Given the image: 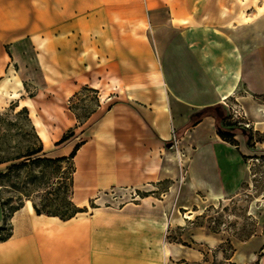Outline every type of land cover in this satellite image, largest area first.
Masks as SVG:
<instances>
[{
  "label": "crops",
  "instance_id": "1",
  "mask_svg": "<svg viewBox=\"0 0 264 264\" xmlns=\"http://www.w3.org/2000/svg\"><path fill=\"white\" fill-rule=\"evenodd\" d=\"M96 1L83 15L73 9L74 16L67 19L68 9L57 12L51 24L44 19L41 25L46 37L49 28H56V36L44 40L47 50L52 44L56 59L64 57L69 41L77 46L74 52L78 43L83 50L80 59L85 64L72 93L88 85L108 103L95 123L90 145L112 139L123 148L118 153L125 165L123 175H104L118 168L97 164L87 169L96 171L94 182L85 184L86 169L75 170L80 173L74 181L75 200L84 202L117 180L130 186L155 182L161 153L169 143L185 154L184 170L192 189L212 199L231 193L244 180L243 158L264 154V0ZM68 28L78 29L83 38L68 36ZM9 61L10 55L0 52V70ZM57 72L60 79L61 70ZM235 101L244 117H230L224 104ZM84 214L63 220L37 214L32 203L25 202L12 215L11 235L0 241V264L215 261H201L198 249L197 254L184 250L175 260L171 251L163 260L146 258L140 250L116 251L99 241ZM210 238L203 234L200 241L209 243ZM242 245L238 253L246 257L236 259L235 252L224 259L227 264H264V236L252 234Z\"/></svg>",
  "mask_w": 264,
  "mask_h": 264
},
{
  "label": "rangeland",
  "instance_id": "2",
  "mask_svg": "<svg viewBox=\"0 0 264 264\" xmlns=\"http://www.w3.org/2000/svg\"><path fill=\"white\" fill-rule=\"evenodd\" d=\"M90 2L94 0H0V52L10 55L7 68L0 70V112H10L13 104H16L14 111L26 107L28 117L42 140L46 157L68 156L75 145L88 142L84 149L77 150L72 160L73 188L75 179H80V173L75 172L77 168L86 169L85 184L94 182L91 176L96 171L87 169L97 164L118 168L117 171H103L104 175L125 173V165L119 161L122 157L118 155L123 148L113 145L114 140L108 139L98 145L89 143L95 123L108 103L99 99L98 91L88 85H81L74 93L70 89L73 82L77 84L78 72L85 64L80 59L83 50H79V43L77 52H74L73 46H77L67 42L64 57L58 60L52 56V44L49 43L47 50L44 42L47 37L49 40L53 38V33L56 36L53 26L46 37V28L41 26L44 19L51 24L57 12L63 14L68 9L71 11L64 12L67 19L74 16L73 9H78L83 15ZM74 29L68 28L66 34L74 35L77 40L80 36L83 38V33L78 29L74 32ZM57 70H61L60 79ZM227 104L231 118H240L233 116L231 108L245 116L236 101ZM5 117L10 118L11 115ZM71 130V137L56 144L63 134ZM6 132L0 129L4 138L9 137L11 145L26 139L23 132L15 133L14 137ZM14 132L11 130L10 133ZM185 158L176 144L169 143L161 153L155 182L130 186L122 184L123 180H117L84 202L76 201L73 191L72 201L84 208V216L96 228L99 241L116 251L131 253L140 250L144 251L146 258L161 260L167 259L171 251L175 260L183 255L184 250L197 254L198 249L203 253L201 261L215 260L212 264H227L224 259L232 257L235 252L236 259H244L246 256L238 253L243 242L252 234L264 236V154L251 159L244 157L246 174L241 185L226 196L214 199L203 196L188 185ZM6 165L1 164L0 169ZM71 173L70 164L63 162L60 168L47 169L42 181L55 182L61 177L67 182ZM14 178L18 182V191L22 192L19 186L28 178L25 169ZM42 192L45 190L40 186L38 192L26 197L12 187L0 186V198H11L7 207L23 206L27 201L39 203ZM13 213L7 209L3 214L0 212V239L11 235ZM203 234L212 236L209 243L200 241ZM188 264H200V261Z\"/></svg>",
  "mask_w": 264,
  "mask_h": 264
},
{
  "label": "trees",
  "instance_id": "3",
  "mask_svg": "<svg viewBox=\"0 0 264 264\" xmlns=\"http://www.w3.org/2000/svg\"><path fill=\"white\" fill-rule=\"evenodd\" d=\"M16 104L11 105L10 112H0V129H5L6 134L14 137L18 132H23L26 139L16 141L13 145L9 142V137L6 139L0 134V165L7 164L0 169V186H9L16 190L20 195L29 197L32 193L38 192L39 187H44L45 192H42V199L39 203L33 202L32 206L37 214L44 213L46 215L57 216L60 219H69L76 213L84 211V208L77 206L72 201L73 193V172L74 164L73 157L76 154L79 144L75 145L68 156L57 158H49L43 155V143L35 130V126L28 117L26 107L14 111ZM11 115L10 118L5 116ZM23 116L22 119L19 117ZM14 130V133H10ZM25 133V134H24ZM73 135V131L63 134L56 144L66 141ZM12 139V138H11ZM63 162H68L72 168V173L68 176L67 182L59 177L55 182L42 181V177L47 169L60 168ZM25 169L27 180L22 181V192L18 191V182L13 179L19 177V172ZM10 182L11 184H8ZM30 187V188H29ZM0 198V212L7 209L8 212H14L19 209L22 204L8 206L9 200ZM6 238H2L4 240Z\"/></svg>",
  "mask_w": 264,
  "mask_h": 264
},
{
  "label": "built area",
  "instance_id": "4",
  "mask_svg": "<svg viewBox=\"0 0 264 264\" xmlns=\"http://www.w3.org/2000/svg\"><path fill=\"white\" fill-rule=\"evenodd\" d=\"M224 105H225L227 108H230L229 104L225 103ZM231 110H232V112H233V116H234V117H241L239 111H237V110L234 109V108H231Z\"/></svg>",
  "mask_w": 264,
  "mask_h": 264
},
{
  "label": "bare ground",
  "instance_id": "5",
  "mask_svg": "<svg viewBox=\"0 0 264 264\" xmlns=\"http://www.w3.org/2000/svg\"><path fill=\"white\" fill-rule=\"evenodd\" d=\"M23 107V106H22ZM188 216V215H187Z\"/></svg>",
  "mask_w": 264,
  "mask_h": 264
}]
</instances>
